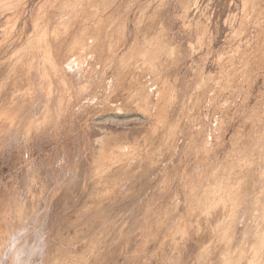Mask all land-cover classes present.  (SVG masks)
<instances>
[{"label":"rangeland","instance_id":"obj_1","mask_svg":"<svg viewBox=\"0 0 264 264\" xmlns=\"http://www.w3.org/2000/svg\"><path fill=\"white\" fill-rule=\"evenodd\" d=\"M10 243L264 264V0H0L4 264Z\"/></svg>","mask_w":264,"mask_h":264},{"label":"clouds","instance_id":"obj_2","mask_svg":"<svg viewBox=\"0 0 264 264\" xmlns=\"http://www.w3.org/2000/svg\"><path fill=\"white\" fill-rule=\"evenodd\" d=\"M12 256V264H31V259H26L22 250H19L14 243H10L4 252V257ZM0 264H4V260L0 259Z\"/></svg>","mask_w":264,"mask_h":264},{"label":"bare ground","instance_id":"obj_3","mask_svg":"<svg viewBox=\"0 0 264 264\" xmlns=\"http://www.w3.org/2000/svg\"><path fill=\"white\" fill-rule=\"evenodd\" d=\"M252 188V187H251Z\"/></svg>","mask_w":264,"mask_h":264}]
</instances>
